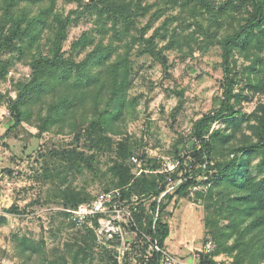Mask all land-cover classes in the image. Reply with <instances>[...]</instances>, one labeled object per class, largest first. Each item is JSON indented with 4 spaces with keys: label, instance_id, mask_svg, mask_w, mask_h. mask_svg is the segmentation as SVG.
Masks as SVG:
<instances>
[{
    "label": "rangeland",
    "instance_id": "1",
    "mask_svg": "<svg viewBox=\"0 0 264 264\" xmlns=\"http://www.w3.org/2000/svg\"><path fill=\"white\" fill-rule=\"evenodd\" d=\"M205 1L215 9L212 24L209 13L196 2L184 6V0H132L140 7L133 23L113 26L106 11L99 17L85 10L88 0H55L54 14L71 20L62 46L68 62L83 61L98 46L111 52L104 65L91 68L96 81L69 93V99L77 98V105L65 115L58 102L66 88L54 84L22 109L24 121L14 126L7 101L15 99L19 83L29 80L35 47L16 40L0 52L7 65L0 80V264H150L154 252L160 254L157 264H199L201 255L215 251L211 226L218 221V228L225 230L228 225L227 218H216L217 199L221 192L233 190L224 183L213 184L215 170L198 175L205 159L196 153L199 143L192 132L194 123L215 112L222 99L221 50L216 41L244 25L252 8L237 0ZM48 4L47 0L21 3L14 15L24 19V27ZM1 24L0 9V29L8 34L9 25L1 28ZM54 25L48 19L39 30L44 55H50ZM206 30L213 36L210 44L203 36ZM154 33L166 68L140 54V37L148 39ZM84 37L88 39L84 47L74 46ZM125 57L129 75L122 113L104 128L96 115L109 98L106 65ZM231 65L239 80L234 91L239 95L236 110L244 122L237 128L224 120L211 125L209 134L218 133L209 139L211 164L227 162L233 150L257 139L253 125L258 107L264 106V35L246 51L234 49ZM222 135L230 136L227 142L218 140ZM256 162L252 157L249 166L255 176ZM121 165L133 176L130 184L140 180L142 169L146 173L154 169L152 174L165 177L156 180L164 184V192L155 198L142 193L141 183L135 192H127L130 184L116 186ZM186 175L194 177L193 183L180 190ZM115 190L130 215L122 218V238L107 237L99 245L89 226L70 222L66 210ZM153 201L167 206L153 213ZM156 220L168 227L163 248L153 238ZM212 261L233 264L225 255Z\"/></svg>",
    "mask_w": 264,
    "mask_h": 264
},
{
    "label": "trees",
    "instance_id": "2",
    "mask_svg": "<svg viewBox=\"0 0 264 264\" xmlns=\"http://www.w3.org/2000/svg\"><path fill=\"white\" fill-rule=\"evenodd\" d=\"M2 10V24L9 25L7 33L3 34L0 29V52L9 47L11 43L16 40L25 41L29 46L35 47V52L30 64V78L29 80L19 83L16 87L15 99H8V107L11 117L14 119V126L19 125L24 121V113L22 109L29 105L30 102L38 100L43 94L48 92V87L51 85L59 86V88H66L59 103L62 115H65L69 110L77 105V98H68L70 92H76L79 88L88 87L95 77L90 70L93 66H101L110 56L111 52L108 47L103 48L98 46L94 51L88 54L85 59L79 63L68 62L64 57L62 51L63 43L67 38L66 30L71 20L69 16L62 18L60 15H55L53 12L55 0H47L48 6L38 13V15L27 21L23 27L24 19H20L14 15L15 8L21 3H37L43 0H0ZM240 4H249L252 8L250 18H248L244 25L240 26L231 35L216 41L221 50V68H222V99L219 108L212 113H208L201 119L197 120L193 126L192 136L199 143V149L196 151L199 158H204L201 161V166L198 170V175L204 170L207 172L215 170L216 175L213 184L224 183L226 187L233 191L231 194L221 192L218 196L220 211L216 213V218H227L228 225L225 230L218 228V221L211 226V235L215 240L216 249L210 256L200 257L199 264H215L212 257L218 255H225L230 258L233 264H257L260 260L264 261V106H259L256 112L255 123L253 125L256 136L255 142H250L245 148H238L233 150V155L230 160L220 164H211L209 162L210 140L214 138V134L210 132L211 125L218 121L224 120L234 128L241 126L244 122V117L240 111L236 110L238 94H235V88L239 84L236 75L232 71L231 58L234 49H241L246 51L251 42L258 43L264 35V0H237ZM88 4L84 5L86 11H94L100 17L104 11L107 12V20L112 22L114 26L118 22L129 24L133 23L140 7L133 5L132 0H88ZM104 2V3H102ZM196 2L201 7L205 8L209 13L212 24L214 22L213 12L215 9L210 6L205 0H184V6ZM104 4L105 6H100ZM73 14H77L74 12ZM83 14V13H79ZM51 19L55 24V33L51 41L50 55H44L40 50L38 41L39 30L44 27L46 20ZM148 27H144L145 31ZM207 38V44H210L213 36L208 34L206 30L203 34ZM154 33L148 39L140 37L142 42L141 55H148L157 61L162 67L166 68L167 61L161 51L157 49ZM88 39L86 37L80 39L74 46H85ZM210 40V41H209ZM107 70V88L109 98L105 103L103 112L98 115L97 123L104 128L108 126L110 119L116 120L122 113L123 109V95L128 84L129 66L127 58H120L118 61L106 65ZM7 74V65L0 59V80ZM72 76V77H71ZM73 78L72 81H70ZM55 84V85H54ZM77 97V96H76ZM1 100V96H0ZM99 103V97L95 100V104ZM97 108V106H96ZM10 129L7 131L9 132ZM208 139H206V137ZM218 140L220 142H227L229 135H222ZM212 140V139H211ZM252 157L257 159L255 164V171L257 175L250 173V164ZM126 157L123 156L122 160ZM205 165V166H204ZM204 166V168H203ZM146 173L142 169L140 173V180L136 179L132 184L133 176L126 166H118L117 170V185L118 187H125L130 184L128 191L139 190L138 185L141 183L142 193L158 198L164 192V184L159 185L156 182L164 180L161 174H152L155 170L148 169ZM193 176H185L184 181L178 188L185 189L193 183ZM212 184V185H213ZM210 186L213 188L215 185ZM232 195V196H231ZM169 201L170 197L166 194L164 198ZM167 205L153 201L151 203V211L154 213L159 207L162 211ZM8 212H16L14 209H9ZM215 214V213H214ZM218 220V219H217ZM248 223L243 225L244 221ZM152 221L150 222V224ZM155 231L153 238L157 240L160 248H163V242L168 237V227L159 220L154 223ZM214 228V229H213ZM256 232L247 239L245 236ZM231 243H227L232 239ZM153 260L150 264H157L160 254L153 253Z\"/></svg>",
    "mask_w": 264,
    "mask_h": 264
},
{
    "label": "built area",
    "instance_id": "3",
    "mask_svg": "<svg viewBox=\"0 0 264 264\" xmlns=\"http://www.w3.org/2000/svg\"><path fill=\"white\" fill-rule=\"evenodd\" d=\"M123 201L121 193L117 190L102 192L91 203L77 205L66 211L70 222L76 226H89L100 245V240L107 237L122 238V218L130 215V212L123 208Z\"/></svg>",
    "mask_w": 264,
    "mask_h": 264
}]
</instances>
